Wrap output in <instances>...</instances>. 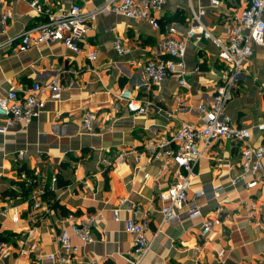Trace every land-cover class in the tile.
<instances>
[{"label":"crops","instance_id":"crops-1","mask_svg":"<svg viewBox=\"0 0 264 264\" xmlns=\"http://www.w3.org/2000/svg\"><path fill=\"white\" fill-rule=\"evenodd\" d=\"M38 1L52 12L72 3L93 10L106 2ZM247 4L248 0H165L156 14L159 29L144 20L100 10L81 41L80 52L60 41L18 52L17 43H8V39L42 17L27 1H0V11L11 13L4 33L0 23L1 87L21 93L33 81L56 77L63 88L61 99L47 100L31 123L0 133V264H55L47 255L58 250L56 236L67 226L64 219L68 214L97 215L91 243L71 237L76 248L74 264H136L138 260L137 264H264V229L256 222L264 218V172L250 190L241 182L231 188L230 180L240 169L241 148L237 144L224 139L212 142L195 166L188 198H193L196 190L205 191L206 196L196 200L204 215L215 214L216 202L210 196L213 188L224 186L229 197L220 224L206 237L200 235L199 219L182 216L180 222H162L158 195L167 187L171 171L159 176V162L145 164L149 158L145 141L167 137L184 121H196L190 109L209 99L221 69L217 48L197 36L183 58L188 86H180L177 77L168 76L146 90L142 65L157 56L165 28L174 26L183 35L191 8H201L204 24L215 34L226 36L232 24L231 11ZM117 36L127 50L124 54L113 47ZM93 50L97 57L90 61L88 53ZM244 69L226 111L235 125L250 130V142L256 145L261 134L255 126L264 122V46H254ZM123 88L137 97L152 98V110L133 116L116 98ZM177 97L186 101L189 110L174 112ZM88 109L94 115L90 130L81 123L83 111ZM120 151L142 152V161L133 165L128 156L122 166L102 163L103 158H114ZM24 186L29 188L23 196ZM45 194L48 201L43 199ZM249 199L262 205L255 219L245 213L244 203ZM38 200L40 207L35 209ZM115 208L120 210L117 218L112 213ZM14 211L17 221L12 220ZM129 219L147 222L151 244L140 259L132 254L134 236L124 230ZM220 249L225 250L222 260L216 257Z\"/></svg>","mask_w":264,"mask_h":264},{"label":"built area","instance_id":"built-area-1","mask_svg":"<svg viewBox=\"0 0 264 264\" xmlns=\"http://www.w3.org/2000/svg\"><path fill=\"white\" fill-rule=\"evenodd\" d=\"M23 1H27L42 19L8 39V43H17L15 48L18 52H25L32 47L54 41H60L68 49L80 52L81 41L90 31L100 10H107L132 20H144L153 28L159 29L160 24L156 14L165 2V0H106L101 7L93 10H85L81 5L72 3L65 7L60 6L52 12L41 7L38 0ZM263 15L264 0H248L245 7H235L231 11L232 24L228 34L220 36L204 24L203 9L191 8L185 33L179 35L174 26H167L158 41L157 56L147 59L142 65L147 83L146 90L168 76L177 77L180 86H188L183 77L185 72L183 58L188 44L197 36L210 41L217 48V57L221 64L218 82L214 86L212 95L208 100H203L190 109L197 116V120L184 121L177 131L167 137L159 140L149 138L144 143L145 151L149 154L145 164H150L152 161L159 162V176L171 171L167 187L160 190L158 195L162 204L160 207L162 222H180L182 216L190 220L199 219L202 237L208 236L214 227L220 224L219 216L223 211V205L229 201L224 186L220 185L212 189L210 196L216 202L215 214L212 217L204 215L196 202L197 198L206 196L203 189L196 190L193 198H188L191 182L196 176L195 166L202 157L203 150L208 149L212 142L224 139L241 148L240 169L239 173L230 180L231 188L241 182L244 189L250 190L257 186L259 175L264 172V122L255 126L261 134V141L255 145L250 142V130L235 125L226 111L227 104L238 89L245 63L252 56L254 46H264ZM10 17L9 10L0 11L2 33L5 32ZM113 47L120 54L127 51L119 36L115 37ZM96 57L95 50L88 53L90 61L95 60ZM62 90V85L56 77L47 82L33 81L21 93L16 89L4 90L0 85V133L7 132L17 124L31 123L39 116L47 100L61 99ZM116 98L125 103L127 110L133 116L145 115L153 108L152 98L137 97L128 88L121 89ZM176 102L174 112L189 110L184 99L177 97ZM93 122V113L89 109L84 110L81 118L82 127L90 130ZM128 156L131 157L133 165L140 164L143 157L142 152L120 151L114 158H103L102 163L108 166H122ZM143 176L145 179L150 177L148 173H144ZM33 207L38 209L40 201L34 203ZM244 207L247 218L255 219L262 205L249 199L244 203ZM119 212L118 208L113 209V216L117 218ZM12 220H18L15 211ZM96 220L95 214L82 216L68 214L64 219L67 226L62 227L56 236L58 250L48 254V259L55 264H74L73 255L76 248L71 242V237H78L83 244L91 243L93 240L91 230ZM256 222L264 229V218L256 219ZM124 230L134 236L132 254L139 259L145 256L151 244L146 234L147 222L129 219L125 223ZM32 247L34 248L35 245ZM224 255V249L216 253V257L220 260ZM78 264L97 263L88 261Z\"/></svg>","mask_w":264,"mask_h":264},{"label":"trees","instance_id":"trees-1","mask_svg":"<svg viewBox=\"0 0 264 264\" xmlns=\"http://www.w3.org/2000/svg\"><path fill=\"white\" fill-rule=\"evenodd\" d=\"M24 188H25V189L23 190V193L21 194V195H23V196L27 194V190H28L29 187H25V186H24ZM26 188H27V189H26ZM48 198H49V197H48ZM48 198H47V195H46V194L43 196V199H45V200H47V201H48Z\"/></svg>","mask_w":264,"mask_h":264}]
</instances>
